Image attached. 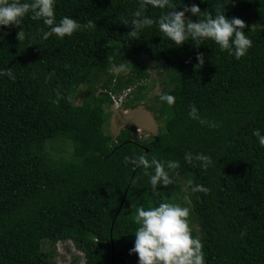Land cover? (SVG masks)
I'll list each match as a JSON object with an SVG mask.
<instances>
[{
    "label": "trees",
    "instance_id": "obj_1",
    "mask_svg": "<svg viewBox=\"0 0 264 264\" xmlns=\"http://www.w3.org/2000/svg\"><path fill=\"white\" fill-rule=\"evenodd\" d=\"M139 2L56 0L57 20L68 15L96 25L64 39L41 40L46 26L30 13L20 25L0 28V69L16 77H0V264H58L63 241L84 254L83 264H138V254L129 253L135 208L160 202L192 206L206 264H264V148L252 134L264 133V0H172L177 11L196 3L213 16L224 11L242 19L252 47L240 59L212 40L177 46L155 23L130 37L132 26L123 21ZM162 11L149 6L145 14L155 20ZM130 52L131 72L117 75L113 65L121 67ZM142 58L180 72L163 80L176 103L162 102L158 134L143 138L130 127L114 137L104 128L105 109L125 89L141 93L150 78ZM191 104L218 126L189 118ZM186 152L208 154L213 164L207 170L188 164ZM133 153L178 160L173 183L153 194L144 169L123 163ZM195 184L211 191L193 193Z\"/></svg>",
    "mask_w": 264,
    "mask_h": 264
},
{
    "label": "clouds",
    "instance_id": "obj_2",
    "mask_svg": "<svg viewBox=\"0 0 264 264\" xmlns=\"http://www.w3.org/2000/svg\"><path fill=\"white\" fill-rule=\"evenodd\" d=\"M149 6L167 11H162L159 18L154 20L145 14ZM176 8L172 0H140L139 7L132 13L133 18L124 20L123 23L131 24L128 35L134 39H138L143 30L155 23L163 37L173 41L177 46L189 40L194 41L197 46L205 40H212L221 52L227 51L236 59L245 56L252 47V40L243 31L245 22L242 19L237 17L229 19L224 11H216L213 16L210 12L201 11L196 3L185 4L183 10L177 11ZM55 12L56 0H0V28L20 25L25 15L29 13L33 20H42L43 25L46 26V30L40 29L41 40H48L50 37L64 39L66 36H73L76 32L96 27L94 20L91 19L81 23L65 15L57 20ZM186 13L198 19L193 21L186 18ZM24 36L22 30L18 31V40H22ZM197 60V65L203 64V54L197 53ZM5 75L11 80L16 79L10 68L0 69V77ZM136 88L137 86L125 89L119 96H112V99L116 97L120 100H128L135 93ZM126 92L128 94L121 99ZM159 100L166 102L168 106L176 103V97L166 91L161 92ZM128 108L133 107L128 106ZM128 108L124 110H129ZM188 116L202 125L218 126L201 118L195 104L189 105ZM252 134L259 146L264 148V133L261 129H254ZM184 159L193 166L199 162V167L205 170L213 164L212 157L202 152H186ZM123 163L126 166L131 163L134 168L144 169L153 194L158 192V186L166 187L172 184L173 178L178 174L176 170L180 168L178 160H161L155 155L149 159L146 153L124 156ZM210 191L211 189L203 184L191 186L193 193L202 192L207 195ZM183 199L190 203L187 195ZM189 217L190 208L180 203L160 202L155 206L136 207L134 222L138 227L134 233V246L129 253L138 254V264H206L203 242L193 235Z\"/></svg>",
    "mask_w": 264,
    "mask_h": 264
},
{
    "label": "rangeland",
    "instance_id": "obj_3",
    "mask_svg": "<svg viewBox=\"0 0 264 264\" xmlns=\"http://www.w3.org/2000/svg\"><path fill=\"white\" fill-rule=\"evenodd\" d=\"M135 62V53L130 52L123 58L122 63L120 64L121 67L117 66V64L113 65V72L117 75L128 74L129 72H131ZM141 62L146 64L148 66V70L150 71V78L140 84V86H143L141 93L139 94L136 90L135 93L128 98V100H120L114 97L112 99V106L109 109H105L109 110L107 112L110 114V119L104 125V128L114 137H116L124 128L130 127H133L134 130L137 131L138 134H140L143 138H149L153 134H158L159 129L163 125V120H156L155 116L158 114V110H161L164 105L159 100V95L166 89L173 87L171 84L165 87L163 80L165 78H168L169 80L173 81L179 79L181 76L180 72L175 68V70L173 71H177L176 74H174L172 70L168 69L167 66L166 68H163L158 63L151 64L144 58H142ZM79 90V92H81L82 90H84L85 92L86 86H82V89ZM98 93H100V91ZM82 94L79 93V96L75 99V103L78 105L83 103ZM139 101H142L143 103L139 105ZM130 102H132L131 104L137 103L139 106L135 110L127 112V115H125L124 110L122 109L128 108L127 103ZM152 108L156 109V112ZM67 147L69 148L68 144ZM185 188H187L186 185H184V189ZM185 204L190 205L188 201H185ZM189 208L190 226L196 231V237L200 239L201 233L199 225L197 224V222H194L193 218L191 217L193 208L192 206H189ZM56 247L58 253V264H71V262L75 260V258H79L78 264L84 263V254L78 251L72 242H59Z\"/></svg>",
    "mask_w": 264,
    "mask_h": 264
},
{
    "label": "crops",
    "instance_id": "obj_4",
    "mask_svg": "<svg viewBox=\"0 0 264 264\" xmlns=\"http://www.w3.org/2000/svg\"><path fill=\"white\" fill-rule=\"evenodd\" d=\"M135 108H136V107H135ZM135 108H128L129 110H126V111H125L124 109H122V110H124V114L127 115V114H126L127 112H131V110H135Z\"/></svg>",
    "mask_w": 264,
    "mask_h": 264
},
{
    "label": "built area",
    "instance_id": "obj_5",
    "mask_svg": "<svg viewBox=\"0 0 264 264\" xmlns=\"http://www.w3.org/2000/svg\"><path fill=\"white\" fill-rule=\"evenodd\" d=\"M128 92H129V91H128ZM128 92H126V93L124 94V96L121 97V99L124 98V97L128 94ZM115 98H116V97H115Z\"/></svg>",
    "mask_w": 264,
    "mask_h": 264
}]
</instances>
